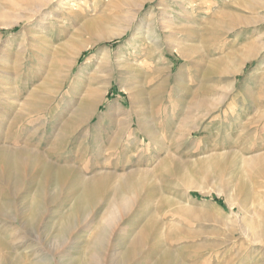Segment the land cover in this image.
Listing matches in <instances>:
<instances>
[{
	"label": "rangeland",
	"instance_id": "374dc122",
	"mask_svg": "<svg viewBox=\"0 0 264 264\" xmlns=\"http://www.w3.org/2000/svg\"><path fill=\"white\" fill-rule=\"evenodd\" d=\"M94 20L122 33L90 47L92 37L81 29ZM6 22L13 24L2 26ZM82 44L89 47L75 62L72 47ZM44 89L51 94L44 111L19 122L16 132L2 134L1 123L4 128L15 122L4 115L6 103L25 114L30 97ZM90 89L102 90L100 106L54 153L50 126ZM197 98L206 100L205 108L194 106ZM0 111L3 136L19 146L31 143L35 152H53L47 158L58 167L68 161L84 171L88 164V178L156 173L160 186L171 187L166 197L179 204L172 209L183 206L187 212L174 215L170 208L160 218L166 226L174 224L176 244L165 247L173 248L181 263L264 264V0H0ZM139 116L148 122L150 135ZM100 150L105 153L98 158ZM210 158L228 164L224 185L215 174L203 178L193 172ZM161 166L183 174L163 178L157 172ZM67 192L53 189L51 196ZM105 202L80 217L64 239H57L56 231L72 203L57 206L48 219L55 221L54 230L41 227L40 240L30 242L50 250L71 243L65 255L74 256L73 264H154L157 254L153 260L143 257L153 250L150 245L126 258L130 247L121 239L123 226L102 230ZM194 246L197 254L185 260Z\"/></svg>",
	"mask_w": 264,
	"mask_h": 264
},
{
	"label": "bare ground",
	"instance_id": "6f19581e",
	"mask_svg": "<svg viewBox=\"0 0 264 264\" xmlns=\"http://www.w3.org/2000/svg\"><path fill=\"white\" fill-rule=\"evenodd\" d=\"M222 15L230 16V13L224 12L222 13ZM12 24L13 23L11 22H6L3 23L2 26L11 27ZM126 28L127 27H125L124 30ZM77 33L79 34V32ZM84 33H87L92 37V42L89 45L91 47V44L100 42L103 39H110L114 36H119L122 31L114 34L106 30L101 22H99L98 20H94L90 21L86 25L84 24L81 29V34ZM71 41H74V39ZM66 45L67 44H65V47H67ZM87 46L88 45L82 44L72 47V54L75 57V62ZM62 48L64 47H61L60 49ZM66 51L68 50L66 49ZM248 58H252V56H249ZM64 62L67 63L68 60ZM75 62L73 63V65L75 64ZM72 68L73 66H71L69 72L72 70ZM60 78H58V82ZM55 81H57V78L52 79V82ZM60 82L59 84L62 85L65 83L64 81V83ZM44 90H46V93L43 91V94L40 96L37 94L34 97H30L31 100L29 99L30 102H28L29 105L27 106L28 108L25 111V114L16 113L14 111L15 105L12 104V102L6 103L8 112H6V114L4 115H6L9 119H14L15 122L12 126L8 125L4 128H2L3 123H1V133L4 129L8 130L9 132H16L19 129V122L24 119L35 117L36 115H40L42 111H44V109H42V105L49 101V96L51 95L50 93L48 94V89ZM101 91L102 90L100 89H90L85 97L80 99L79 102H70L69 105L62 111L60 119L61 121L59 120L57 123L50 126V129L53 130L52 151H54V153L61 149L64 145V142L68 138H70L76 131L82 128L87 123V121H89V119L93 115V112L98 109L102 102V95L104 94L101 93ZM32 94L34 95L35 93ZM18 95L22 96V91H19ZM203 99H194V106L203 109V102L206 101ZM192 111H190V113ZM109 114L111 118H115L114 116L116 112L110 109ZM64 118H67V120L64 121ZM187 122L188 121L186 120V123ZM139 125L143 128L145 127L144 129L147 130L148 134L149 132H151L148 131L149 129H147L149 125L148 122L145 120H141L140 116ZM1 133L0 264H51L57 263V261L60 262V264H73L74 256L68 257L65 255V253L68 252L69 248H71V243L67 245L66 242L60 246H57V248L54 250H50L47 248L46 250L44 246H41L42 248H40V243L36 242V244H34L30 242V239L34 240L35 237L36 240H40V231H42L41 227L45 226L47 229L53 231L55 228V221L50 222L48 219L54 213V208H56L57 206H61L63 203L66 204L67 202L68 205H70L71 203L72 204L68 207L67 217L64 221L62 220L63 222L56 231V238L64 239L68 234L72 235L71 230H73L76 226H79L78 221L80 217L87 215L92 207L96 204H99V201L103 199H106V209L103 217L99 220V224L102 230L105 231H108L113 225L124 227V233L122 232L123 234L121 239L122 241L126 242V247H130L126 258H130L131 256H134L135 258L136 256L141 255L144 251V247L150 245L153 250L145 254L143 257L147 259L152 258L153 260L155 257L154 254H157V258L154 264H183L172 251L173 248L172 250H170L169 248L165 247V245L173 247L174 244H176L174 243L175 234L172 228L174 224H168L169 226H166L163 224V222L165 223V221H160V218L162 220L169 214V212H166V210H169L170 208L172 209L173 205L178 203L172 204L170 202L171 199L169 200L168 197H166L165 194L170 190L171 187H164L162 185L160 186L157 183L156 178L154 180L153 176L156 173L152 175V170H135L130 171L128 174L122 175H117L118 172L112 173L107 171L108 173L99 174L95 175L94 177L88 178L89 176L85 174V170L89 169L87 167L90 165H85L84 171L78 169L76 164L74 166L72 165L73 163L71 164L68 161H66V165L63 164L64 166L58 167L50 163V160H48L47 158V156L53 152H49V154L41 151L35 152L31 143L26 142L23 146H19L18 141H14V139L6 135L3 136V133ZM12 142H14V146H12ZM102 153L105 152L102 150L98 151L96 157L100 158ZM110 153L112 154V152ZM96 162L97 166H99L100 163L98 161ZM169 162L170 161L165 163ZM171 162L169 164H171ZM176 163L177 162L175 160V164ZM169 164H166V166H168ZM161 165L163 164L161 163ZM166 166H161V168L158 169L159 171L156 170L163 178L173 176L177 177L178 174L180 175V173H178L179 171H171V167L169 168ZM173 167L172 169H174ZM227 167L228 164L222 163L220 160H218V158H210L208 160L199 162V164H197V166L193 168V172L199 174V176L201 175L203 178H207L210 175L215 174V176L218 177L220 184L224 185L223 182ZM182 174L180 176H182ZM180 176L178 177V179L181 178ZM184 181L186 182L187 180L184 179ZM193 184H195V182ZM53 189L58 192H62L63 189H67L69 190V193L67 192L68 194L65 197H61L60 195H58L60 193H58L56 196H51V191ZM28 194H31V196H28ZM3 199L6 201H3ZM135 204L136 206H134ZM132 206L135 207V213L132 211V214H130L129 208H133ZM182 207H178L177 209L173 208L172 210H170L174 215H182L185 213V210ZM64 214V216H66V213ZM185 214H187V212ZM28 218H31V222ZM60 219H62V216ZM14 222L16 224L14 228H11L10 226L7 228L5 226L8 223ZM29 225L30 228L28 227ZM164 228H167V233L164 232ZM134 231H136L135 234H133ZM260 240H262V237ZM257 241H259V239H257ZM198 247L194 246V248L192 249L193 251H189V253L183 255L184 259L187 260L194 258V254H197V251L199 250ZM89 264H91L90 261Z\"/></svg>",
	"mask_w": 264,
	"mask_h": 264
},
{
	"label": "trees",
	"instance_id": "16d2710c",
	"mask_svg": "<svg viewBox=\"0 0 264 264\" xmlns=\"http://www.w3.org/2000/svg\"><path fill=\"white\" fill-rule=\"evenodd\" d=\"M83 58V57H82ZM217 201V200H216Z\"/></svg>",
	"mask_w": 264,
	"mask_h": 264
}]
</instances>
